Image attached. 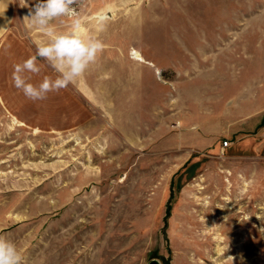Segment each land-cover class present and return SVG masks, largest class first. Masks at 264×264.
I'll return each instance as SVG.
<instances>
[{"label": "rangeland", "instance_id": "obj_1", "mask_svg": "<svg viewBox=\"0 0 264 264\" xmlns=\"http://www.w3.org/2000/svg\"><path fill=\"white\" fill-rule=\"evenodd\" d=\"M5 1L0 236L23 264H264V0H79L105 49L35 101L11 73L47 39L37 0Z\"/></svg>", "mask_w": 264, "mask_h": 264}, {"label": "clouds", "instance_id": "obj_2", "mask_svg": "<svg viewBox=\"0 0 264 264\" xmlns=\"http://www.w3.org/2000/svg\"><path fill=\"white\" fill-rule=\"evenodd\" d=\"M78 2L79 0H37L34 7L29 9L28 16L25 17L29 27L38 29L47 39L37 44L35 55L13 66V86L28 99L43 100L50 92H58L74 85L104 51L105 44L98 36L85 34L76 7ZM20 6L27 7L26 0H21ZM7 7L5 0H0V17L4 16ZM61 18H71L70 27L66 31H57L54 26L53 22ZM108 22L107 14H98L95 17V31H105ZM6 31V26L0 27V34ZM38 58L46 61L56 75L55 78L44 76L37 85L28 82L31 77L27 74L41 72ZM0 264H23V256L16 244L3 236H0Z\"/></svg>", "mask_w": 264, "mask_h": 264}, {"label": "crops", "instance_id": "obj_3", "mask_svg": "<svg viewBox=\"0 0 264 264\" xmlns=\"http://www.w3.org/2000/svg\"><path fill=\"white\" fill-rule=\"evenodd\" d=\"M10 14H11V10L8 6L5 13H4V16L0 17V27H5V26L8 27V24H9L8 18L10 17ZM4 34H5V32L3 34H0V39L4 37ZM1 59H3V58H1Z\"/></svg>", "mask_w": 264, "mask_h": 264}, {"label": "water", "instance_id": "obj_4", "mask_svg": "<svg viewBox=\"0 0 264 264\" xmlns=\"http://www.w3.org/2000/svg\"><path fill=\"white\" fill-rule=\"evenodd\" d=\"M148 264H161V263L156 258H152V259H150V261L148 262Z\"/></svg>", "mask_w": 264, "mask_h": 264}, {"label": "bare ground", "instance_id": "obj_5", "mask_svg": "<svg viewBox=\"0 0 264 264\" xmlns=\"http://www.w3.org/2000/svg\"><path fill=\"white\" fill-rule=\"evenodd\" d=\"M134 58L138 60H144L143 57L138 53L134 51Z\"/></svg>", "mask_w": 264, "mask_h": 264}, {"label": "built area", "instance_id": "obj_6", "mask_svg": "<svg viewBox=\"0 0 264 264\" xmlns=\"http://www.w3.org/2000/svg\"><path fill=\"white\" fill-rule=\"evenodd\" d=\"M223 145H224V146H225V145H228L227 140H224V141H223Z\"/></svg>", "mask_w": 264, "mask_h": 264}]
</instances>
